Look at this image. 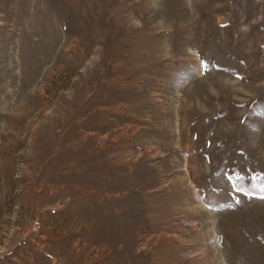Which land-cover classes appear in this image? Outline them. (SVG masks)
Segmentation results:
<instances>
[{
  "label": "rangeland",
  "instance_id": "1",
  "mask_svg": "<svg viewBox=\"0 0 264 264\" xmlns=\"http://www.w3.org/2000/svg\"><path fill=\"white\" fill-rule=\"evenodd\" d=\"M264 0H0V264H264Z\"/></svg>",
  "mask_w": 264,
  "mask_h": 264
},
{
  "label": "snow or ice",
  "instance_id": "2",
  "mask_svg": "<svg viewBox=\"0 0 264 264\" xmlns=\"http://www.w3.org/2000/svg\"><path fill=\"white\" fill-rule=\"evenodd\" d=\"M262 198H264V197H262Z\"/></svg>",
  "mask_w": 264,
  "mask_h": 264
}]
</instances>
